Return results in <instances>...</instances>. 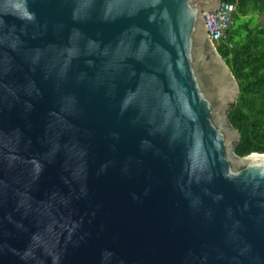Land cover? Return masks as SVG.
Masks as SVG:
<instances>
[{"label":"water","instance_id":"95a60500","mask_svg":"<svg viewBox=\"0 0 264 264\" xmlns=\"http://www.w3.org/2000/svg\"><path fill=\"white\" fill-rule=\"evenodd\" d=\"M220 4L0 0V264H264Z\"/></svg>","mask_w":264,"mask_h":264},{"label":"trees","instance_id":"16d2710c","mask_svg":"<svg viewBox=\"0 0 264 264\" xmlns=\"http://www.w3.org/2000/svg\"><path fill=\"white\" fill-rule=\"evenodd\" d=\"M234 6L232 25L217 45L239 87L237 104L228 123L240 141L234 153L246 157L264 154V0H221Z\"/></svg>","mask_w":264,"mask_h":264},{"label":"built area","instance_id":"2783aa9c","mask_svg":"<svg viewBox=\"0 0 264 264\" xmlns=\"http://www.w3.org/2000/svg\"><path fill=\"white\" fill-rule=\"evenodd\" d=\"M234 6L228 3H221L219 8L211 12H202L209 38L217 49L220 42H224L227 37V31L232 25V13Z\"/></svg>","mask_w":264,"mask_h":264}]
</instances>
